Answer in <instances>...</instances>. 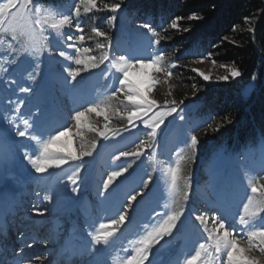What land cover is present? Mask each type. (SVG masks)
Segmentation results:
<instances>
[{
    "label": "snow or ice",
    "instance_id": "obj_1",
    "mask_svg": "<svg viewBox=\"0 0 264 264\" xmlns=\"http://www.w3.org/2000/svg\"><path fill=\"white\" fill-rule=\"evenodd\" d=\"M66 3L68 0L0 2V188L11 182L13 170L21 165L33 182L49 185L40 204L27 210L26 224L17 223L21 203L15 201L5 211L0 195V264H35L36 260L44 264H155L159 260L164 264L160 252L165 245H172L189 220L199 222L208 242H200L193 254L183 258L182 264H264V156L255 176L251 169L240 166V174L248 179V184L232 213L235 183L232 164L239 160L240 153L222 151L220 145L211 150L208 157L212 163L211 204L200 210L194 203L193 212L186 215L187 205L200 201V183L194 172L184 174V168L195 165L198 156L206 151L196 132L203 127L217 133L234 123L230 116L224 115L213 127L216 117L206 113L201 124L186 128L189 117L184 100L166 99L160 103L152 98L155 86L168 82L179 59L191 49H185L175 61H168V49L162 47V41L170 37L161 35L166 29L158 30L146 22L139 25L150 34L143 46L129 40L126 47H121L120 40L128 35L126 32L117 37L115 32L99 27L91 28L86 37L80 20L82 11L85 15L111 13L106 20L115 29L126 0H101L99 4L98 0H72L65 10ZM183 19L174 18L168 27L177 29ZM187 19L200 21L204 17L193 11ZM252 19L246 16L245 24ZM236 27L233 26V31ZM247 30L253 34L256 31L255 27ZM183 31L189 32L191 27ZM93 38H103L95 44L100 50L98 55H90L93 48L82 46L86 39ZM229 42L239 46L235 37ZM212 56L208 52L196 62ZM212 63L215 65L217 61ZM220 66L227 74L216 77L218 82L242 75L235 66ZM95 70H99L104 81V92L82 99L70 110V122L53 126V118L67 106V98L79 95L90 79L85 74L96 75ZM192 71L205 82L211 81L210 75L197 69ZM134 73H142L143 79L133 80ZM158 74L165 79L159 80ZM18 76L27 83H21ZM251 81L254 86L258 82L264 87V71L252 74ZM192 87L199 91L195 84ZM192 99L195 102L198 96L194 93ZM29 101L32 107L24 112ZM93 114L102 117L103 123H94L90 118ZM89 134L98 139L86 143ZM172 136L179 150L176 159L168 161L169 194L173 204L183 201L176 209L167 203L160 206L163 193L158 196L154 190L156 169H146L139 183L126 190L141 165L154 159L157 150ZM100 140L113 144L129 141L112 157L120 163L111 167L95 189L97 208L111 215L104 221L90 222L87 217L73 220L67 211L85 202L87 180L82 172L86 158L93 157ZM65 166L71 168L66 178L53 180L54 170H63ZM36 195L39 197L40 193ZM154 203L157 207H153ZM45 204L52 207L41 206ZM61 208L65 209V222L70 227L57 230L55 237L20 230L42 225L43 221L34 217H52ZM133 224H138L142 232L130 249L121 248L123 255H114L117 234L123 235V230ZM14 229L19 242L16 247L8 243ZM37 240L51 247L37 257L25 255V249ZM73 240L80 242L74 245ZM176 264L181 261L178 259Z\"/></svg>",
    "mask_w": 264,
    "mask_h": 264
},
{
    "label": "rangeland",
    "instance_id": "obj_2",
    "mask_svg": "<svg viewBox=\"0 0 264 264\" xmlns=\"http://www.w3.org/2000/svg\"><path fill=\"white\" fill-rule=\"evenodd\" d=\"M0 2H6V0H0ZM105 2H118V0H105ZM72 0H68V3L64 5L65 10L70 7ZM101 3V1L99 2ZM98 3V4H99ZM127 6V0L125 7L121 13L118 14V19L116 21L115 29H113L106 20V17L110 16L111 13L102 12V13H91V14H83L80 17L82 22V26L85 29L86 37L90 35V30L93 27H99L103 31L107 32H115L117 37L120 36L121 32H126L128 35L124 37V39L120 40L121 47H126L129 40L138 43L143 46L146 45L150 34H147L146 29H141L139 27L140 24L136 23L135 17L129 13L125 12V8ZM148 23L149 20L147 21ZM160 24V23H159ZM164 29V27L158 26V30ZM165 31H161V35H163ZM103 38H93L92 40L85 41V44L82 46H88L93 48V52L90 55H98L99 51L95 48V44L97 40H102ZM231 39L228 38L227 41ZM170 39L162 41V47L168 49V54L166 59L168 61H175L181 53H185V49L179 46H171L169 44ZM190 52L185 53L184 56L179 59L177 62V67L173 69V75L167 78V83H159L155 86L151 96L155 98L158 102L163 103L166 99H175L177 101L184 100L185 105L188 106V111L186 115L189 117L185 127H195L197 124H201L203 122L202 117H205L206 113H211L214 117V111L203 102L205 96L214 87L219 86L220 84L231 83L236 79H230L227 82L217 81L216 77L224 76L227 74L225 68H222L220 63H216L213 65L212 60H215L212 56L211 59H205L203 62H196L199 59V56L204 55L206 57V50L203 47L195 45L194 47H190ZM72 52L73 50H68ZM226 67H232L231 65L223 64ZM74 66V65H73ZM192 69H197L199 71L204 72L211 76V81L205 82L202 78H200L196 72H193ZM148 71H152L151 69ZM96 75H92L91 73L85 74L90 77L89 81L83 87L81 93L79 95H75L67 98L66 107H64L61 111H59L55 117L53 118V126L58 124H65L70 122V110L78 105L82 99H91L94 98L97 94L103 93V79L100 75L99 70H95ZM180 75L186 76V79H190L191 82L183 83V85H177L175 79L180 78ZM133 80H141L143 79L142 73H134L131 77ZM159 80L163 81L165 77L162 74H158L157 77ZM18 80L21 83H27L26 80L18 76ZM195 84L199 89L196 92V89L192 87ZM194 93L198 96L197 101H193L192 97ZM179 94L187 95V99L178 97ZM32 107L31 101L27 103L24 112H27L29 108ZM183 107V106H181ZM123 108V105H121ZM91 120L95 122L103 123L102 117H97L93 114ZM87 119V118H86ZM218 118L213 120V127H215L216 123H218ZM205 131L208 132V135L205 136ZM126 136L129 134H125ZM196 135L202 140L205 145L206 151H202L201 155L197 158V163L195 165H189L184 168V174L187 175L189 172H194L195 179L200 183L199 194L200 201L196 203L195 201H191L186 207V215L193 212V204L195 203V208L203 210L208 205L211 204V191L209 185L211 183L210 180V169L212 167V163L208 162V157L211 150L215 149L218 145L222 146V151L236 153L239 152V160L234 161L232 164V169L234 173L235 183H234V198L231 207V212L234 213L236 209V205L239 204L241 198L245 193V189L248 184V179L240 174V166H244L246 168L251 169V174L255 176L260 171V159L264 156V141L262 139H257L253 143H248L243 148H238L237 150H232L230 146L225 141L226 136L225 132L220 130V132L212 133L211 129H205L203 127L200 128L199 131L196 132ZM62 139H68V137H64ZM98 139L93 135L89 134L85 137L86 143L93 140ZM129 144L128 140L120 144H113L111 141L105 142L100 140L98 143V147L96 152L94 153L92 158H86L85 162V171L82 172V176L87 180V191L84 193V203L78 207H72L67 211V215L71 216L73 220L78 217L83 220L84 217H87L89 221H97L106 220L108 215L111 213H104L96 206L95 200V189L98 184L105 178L106 173L117 163L112 159L115 152L120 149L125 148ZM179 149L176 148V139L174 136L169 137L167 142L165 143L162 149H158L156 152V156L154 159L145 161L144 164L141 165V168L137 170V174L134 177V182L130 183L126 190H130L135 186L136 183H139L140 178L144 175L145 170L156 169L153 172V177L156 180L155 191L159 196L160 193H163V200L160 201V206L164 203H167L170 208L176 209L179 208L183 201L179 203L173 204L172 197L169 194V180L170 177L167 173V168L169 166V158L172 161L176 159V151ZM211 161H215V155H211ZM71 172V168L65 166L63 170H54L53 180H59L62 178H66L67 174ZM158 177V179H157ZM207 181V182H206ZM49 187L48 184H36L29 178V173L25 169L23 165L18 166L13 170L12 180L9 184H6L3 188H0V195L2 197H6L7 199L13 197L18 199V201L22 204L23 212L18 216L17 223L20 221V218H24L23 224H26L29 219L28 209L31 208L33 204H40V200H42L43 195L45 194V190ZM39 192L40 196L37 197L36 193ZM51 208V205H41ZM153 207H157L156 203L153 204ZM36 220L43 221L42 225L36 227L29 228H21V231L26 233H36L40 236L47 235L49 237H55L57 230H63L70 227L66 221L65 209L61 208L57 214L52 217H34ZM231 219V216H229ZM20 224V223H18ZM142 232V228L138 224H133L131 226L126 227L123 230V235L117 234L119 239L116 241V252L114 255L119 253L123 255L121 248L130 249L132 246V242L135 238H137L138 233ZM77 241L78 243L80 241ZM200 242H208L207 234L203 233L199 227V222L193 223L192 220L185 222V227L182 229L181 233L176 236V239L172 242L171 246L165 245L164 250L160 252V257L163 259V262L166 264H176V261L179 259L182 264V260L189 254H193L195 248L198 247ZM8 243L12 247L18 246V240L16 236V230H12L9 234ZM47 247H51V245L45 246L41 244L38 240L36 243L32 245L31 248H26L24 254L29 257H37L42 255ZM175 256V257H174ZM170 262L171 258H173ZM156 264H160V261L157 260ZM35 264H44V262L40 260H36Z\"/></svg>",
    "mask_w": 264,
    "mask_h": 264
},
{
    "label": "trees",
    "instance_id": "obj_3",
    "mask_svg": "<svg viewBox=\"0 0 264 264\" xmlns=\"http://www.w3.org/2000/svg\"><path fill=\"white\" fill-rule=\"evenodd\" d=\"M193 11L204 19L189 21L187 16ZM125 12L138 24L149 20L156 29L161 24L171 46L189 49L198 45L206 53L212 52L217 63L237 67L242 73L238 80L209 89L203 102L214 111L218 122L224 115L233 119V124L222 128L232 150L257 139L264 141V87L251 81L252 74L264 71V0H127ZM246 16L253 18L247 25ZM176 17L184 19L177 29H171L168 25ZM185 27H191V31L184 32ZM248 27H255V33ZM224 37H235L239 46ZM175 82L183 85L191 80L180 75Z\"/></svg>",
    "mask_w": 264,
    "mask_h": 264
},
{
    "label": "bare ground",
    "instance_id": "obj_4",
    "mask_svg": "<svg viewBox=\"0 0 264 264\" xmlns=\"http://www.w3.org/2000/svg\"><path fill=\"white\" fill-rule=\"evenodd\" d=\"M3 201H4V203H3V205H2V207H3V209L5 210V211H7V209L15 202V201H18V199H15V198H13V197H11V198H9V199H7L6 197H4L3 198ZM20 202V201H19ZM21 203V202H20ZM22 205V204H21ZM23 212V210H22V207L20 208V210H19V215H21V213ZM23 220H24V218H20V221L18 222V223H20V224H23L22 222H23ZM73 244L74 245H76V244H78V242L77 241H73ZM175 257V256H174ZM174 257L173 258H171L170 260H168L169 262L172 260V259H174ZM167 262V261H166ZM166 262H164V264H166ZM171 263V262H170ZM156 264V263H155ZM158 264V263H157Z\"/></svg>",
    "mask_w": 264,
    "mask_h": 264
}]
</instances>
